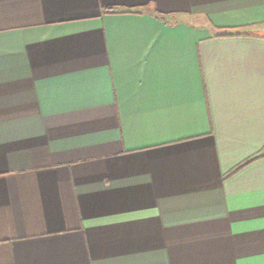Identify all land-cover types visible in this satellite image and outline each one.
I'll return each mask as SVG.
<instances>
[{
  "label": "crops",
  "instance_id": "crops-1",
  "mask_svg": "<svg viewBox=\"0 0 264 264\" xmlns=\"http://www.w3.org/2000/svg\"><path fill=\"white\" fill-rule=\"evenodd\" d=\"M0 264H264V0H0Z\"/></svg>",
  "mask_w": 264,
  "mask_h": 264
},
{
  "label": "trees",
  "instance_id": "trees-1",
  "mask_svg": "<svg viewBox=\"0 0 264 264\" xmlns=\"http://www.w3.org/2000/svg\"><path fill=\"white\" fill-rule=\"evenodd\" d=\"M247 161H249V160H247ZM246 161V162H247ZM246 162H244V163H246ZM241 165H243V164H241ZM240 166H238V167H236V168H234L233 170H231L228 174H230L231 172H233V171H235L237 168H239Z\"/></svg>",
  "mask_w": 264,
  "mask_h": 264
}]
</instances>
